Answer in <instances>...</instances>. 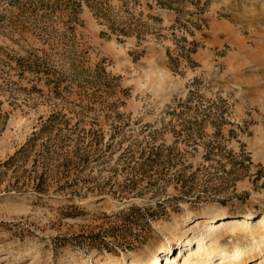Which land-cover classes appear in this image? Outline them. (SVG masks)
<instances>
[{
	"label": "rangeland",
	"instance_id": "rangeland-1",
	"mask_svg": "<svg viewBox=\"0 0 264 264\" xmlns=\"http://www.w3.org/2000/svg\"><path fill=\"white\" fill-rule=\"evenodd\" d=\"M263 217L264 0H0V264H264Z\"/></svg>",
	"mask_w": 264,
	"mask_h": 264
},
{
	"label": "bare ground",
	"instance_id": "bare-ground-1",
	"mask_svg": "<svg viewBox=\"0 0 264 264\" xmlns=\"http://www.w3.org/2000/svg\"><path fill=\"white\" fill-rule=\"evenodd\" d=\"M216 217H218V220H220V223H218V224H216L214 222ZM228 218H230V216H228V213L221 214V215H209V216L206 217V223H208L209 225L208 226H204V229L208 228L209 232L207 234V237H208V240H209V247H211L212 251L214 250V252L218 251V248H219V250L221 249V246L217 245L216 247H213V245L220 243V236L218 235L217 231L220 229V227L225 225L224 222ZM263 221H264V217L261 218V219H258L254 224L251 223L250 226L252 228H254V229H257L263 224ZM176 228L177 227H174L173 230L176 231L177 230ZM195 239H197V238L193 237V238L190 239V241H194ZM204 239L200 238V239H198V242H203ZM172 251H173V246L171 244L169 249H168V251H167L166 258H163L161 260L159 257H156V255L154 254L153 257H151L149 259H145L140 264H161L163 262L166 263V264H169V263H171V259H169V255H170V253H172ZM201 256H202V253H198V258H197V260H195L196 261L195 264H201L202 263V257ZM218 256H219L218 260L212 261L211 259H209V260H206L204 263L205 264H222V262H224L228 258L227 254H225V253H218ZM178 258H181V256H179V254H178ZM261 258H263V257H261ZM185 259H186L185 262H184L185 264H192V262L194 261V259H193V257L191 255H187ZM210 261H212V262H210ZM254 264H260V263L256 262Z\"/></svg>",
	"mask_w": 264,
	"mask_h": 264
}]
</instances>
